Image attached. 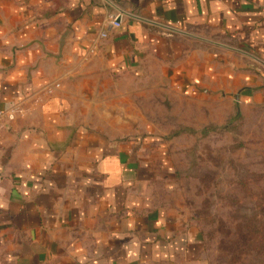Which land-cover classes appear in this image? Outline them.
Here are the masks:
<instances>
[{
	"label": "crops",
	"instance_id": "1",
	"mask_svg": "<svg viewBox=\"0 0 264 264\" xmlns=\"http://www.w3.org/2000/svg\"><path fill=\"white\" fill-rule=\"evenodd\" d=\"M111 2L0 0V111L22 109L0 132V264H206L165 150L141 144L142 99L227 117L264 103V73L137 19L264 62V0Z\"/></svg>",
	"mask_w": 264,
	"mask_h": 264
},
{
	"label": "rangeland",
	"instance_id": "2",
	"mask_svg": "<svg viewBox=\"0 0 264 264\" xmlns=\"http://www.w3.org/2000/svg\"><path fill=\"white\" fill-rule=\"evenodd\" d=\"M201 46L206 55L215 53L208 43ZM155 97L156 109L142 99V121L150 124L140 128V141L149 154L165 150L153 159L172 167L173 196L203 237L202 259L264 264V103L223 117L196 103L170 102L159 91Z\"/></svg>",
	"mask_w": 264,
	"mask_h": 264
},
{
	"label": "water",
	"instance_id": "3",
	"mask_svg": "<svg viewBox=\"0 0 264 264\" xmlns=\"http://www.w3.org/2000/svg\"><path fill=\"white\" fill-rule=\"evenodd\" d=\"M104 2H105L106 4H108L109 6L113 7L115 10L118 11V9L114 6V4H112V2H110V1H108V0H104ZM119 12H120V11H119ZM126 16H128V17H130V18L137 19V18H135V17H133V16H131V15H126ZM137 20H140V21H143V22H145V23H148V24H151V25L157 26V27H159V28H162V29H164V30H166V31H169V32H172V33L181 34V35H183V36H186V37H189V38H192V39H196V40H200V41H202V42H205V43L211 44V45L216 46V47H220V48H223V49H226V50H229V51H234V52L240 53V54H242V55L248 57L249 59H251L252 61H254L255 63H257L258 65H260V66H262V67L264 68V62H263L262 60L256 58V57L250 55V54L244 53V52L239 51V50H235V49L230 48V47H228V46H226V45H222V44H218V43H215V42H212V41H207V40L200 39V38L195 37V36H193V35H191V34H187V33L181 32V31H179V30H177V29H175V28L165 27V26H162V25H159V24H156V23H152V22H149V21L143 20V19H137ZM116 22H117V23L120 22V17H118V18L116 19Z\"/></svg>",
	"mask_w": 264,
	"mask_h": 264
},
{
	"label": "built area",
	"instance_id": "4",
	"mask_svg": "<svg viewBox=\"0 0 264 264\" xmlns=\"http://www.w3.org/2000/svg\"><path fill=\"white\" fill-rule=\"evenodd\" d=\"M111 2V0H108ZM118 17L111 15L108 18V25L111 28H118L119 23L116 22V19ZM102 37H105V34L103 33L101 35ZM22 114V109L18 105L13 106L12 108L5 110V111H0V132L5 129V127L12 122L17 115Z\"/></svg>",
	"mask_w": 264,
	"mask_h": 264
}]
</instances>
